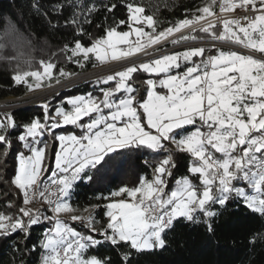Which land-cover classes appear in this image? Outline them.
<instances>
[{
	"label": "snow or ice",
	"instance_id": "6c2138e0",
	"mask_svg": "<svg viewBox=\"0 0 264 264\" xmlns=\"http://www.w3.org/2000/svg\"><path fill=\"white\" fill-rule=\"evenodd\" d=\"M70 6L73 12L66 24L76 26L77 35L82 36L80 16L87 13L83 23H91L90 16L98 9L94 4L82 6L79 0ZM33 7L39 12L38 4ZM125 7L127 20L107 28L105 36L95 39L90 46L80 39L74 40L73 47L66 44L62 51L71 53L69 61L78 57L73 62H86L94 56L100 64H105L126 59L215 16L216 7L220 13H233L237 9L254 13L243 17L245 23L239 18H225L219 33L212 31L216 25L211 21L200 28L213 39L242 46L249 54L219 51L200 63L192 58L204 56L202 47L164 55L108 75L102 83L115 81V87L101 89L102 97L68 99L66 103L70 108L58 107L55 116L48 114L47 104L43 105L44 122L32 120L23 126L24 131L18 136L31 153L19 154L17 174L12 181L23 194L24 207L19 208V216L0 214V236L4 237L17 231L27 235L42 219L54 222V227L41 241L44 250L41 264H112L110 257L101 258L90 252L104 244L123 249L121 264H134L135 257L166 249L167 237L178 223L200 226L214 239L219 218L233 207L239 210L243 205L264 217V0H208L197 9L199 16L179 20L160 32L156 31L158 21L146 14L144 6L129 2ZM106 8L112 12L116 4ZM63 9L64 5L58 4L52 11L60 14ZM47 23L56 27L51 20ZM125 24L129 31L117 30ZM145 26L152 31L146 32ZM132 35L135 41L130 40ZM120 45L128 47L122 49ZM21 58L27 70L18 67L12 77L17 85L23 84L28 91H34L41 88L45 80L60 82L53 73L54 63L41 60L39 68L32 70L33 58L24 51L11 57ZM181 59L192 66L186 67L182 74H172V69L180 68ZM138 71L164 77L144 81L147 94L143 100L137 99L134 95L137 90L129 83L133 73ZM71 75L63 69L59 71L60 77L70 78ZM30 77L33 82L29 81ZM157 87L165 91L158 92ZM121 92L125 95L116 98ZM85 118L88 120L81 123ZM49 120L55 122L49 125ZM64 125L78 127L81 134L55 137L60 142V150L55 153V169L44 183V174L49 171L45 167L47 144L44 147L33 145L41 143L38 138L45 131ZM15 127L11 115L5 114V118L0 119V146H4L5 156L11 147L8 130ZM165 141L175 152L190 157L189 175L175 179L171 189L168 179L177 164ZM128 149L167 155L152 167L151 179L142 176L137 186H123L110 194L112 198H123L104 206L105 227L96 228L97 221L87 208L84 209L89 213L87 216H71L73 221L81 222L102 239L81 234L60 220L61 214L76 211L69 203L76 182L91 180L88 174L91 169L102 165L111 154ZM144 163L149 164V161L145 159ZM37 196L42 197L41 202L49 206L53 216L28 207ZM258 240L264 241V233L254 234L249 242L255 244Z\"/></svg>",
	"mask_w": 264,
	"mask_h": 264
},
{
	"label": "trees",
	"instance_id": "16d2710c",
	"mask_svg": "<svg viewBox=\"0 0 264 264\" xmlns=\"http://www.w3.org/2000/svg\"><path fill=\"white\" fill-rule=\"evenodd\" d=\"M75 2L76 0H0V46H2L0 47V100L23 97L29 92L23 84L17 85L12 79L18 67L20 70H27L23 58L11 59L20 51H24L33 58L32 70L38 69L39 61L43 60L54 63L55 72L62 68L78 71V65L73 61L79 58L73 57L72 61H69L68 56L71 53L62 51L64 46L67 44L73 47L75 39H80L84 45L90 46L95 39L105 36L107 28L116 26L120 20H127L126 3L144 6L146 14L153 15L158 21L156 31L160 32L179 20L191 19L194 15H198L200 12L197 9L205 6L208 0H79L82 6L94 4L98 9L90 16L91 23H83V16L87 13L80 16L82 36L77 35L76 26L66 24L73 12L70 4ZM113 3L116 4V8L108 12L106 6ZM37 4L39 12L33 7ZM58 4L64 5L63 12L60 14L52 11ZM48 20H51L56 27H50ZM117 30L128 31L129 28L125 24ZM212 31L219 33L222 28L216 25ZM192 35L200 41L217 40L200 29ZM183 40L187 39H180V41ZM216 50L218 49H208L207 56H211ZM94 64L96 63L93 59L87 61V68L94 67ZM145 78L144 74L138 72L131 80L139 100L146 98ZM104 88L106 85L98 87L96 84L88 83L61 92L46 100L49 112L52 113L60 104L67 107L64 100L69 97L88 94L102 96L100 89ZM44 115V108L40 105L18 108L11 113L16 127L8 130L11 147L7 156L3 154L4 146H0V214L19 216V208L24 207L23 194L12 181L17 174L19 154L24 153L27 156L31 153L23 147L18 136L23 133V126L31 123L32 120L40 119L44 122ZM4 118L5 114L0 113V119ZM85 121L87 119L81 123ZM75 128L71 125L66 130H75ZM51 135L53 137L54 134ZM48 138L45 131L37 147L46 144L49 141ZM173 155L177 167L172 170L173 176L168 179L169 189L174 187L175 179L189 175L190 157L186 153L175 151ZM163 156L164 153L156 156L146 149H128L113 153L106 158V162L89 171L91 180L76 182L69 203L79 211L90 209L101 229L107 224L104 206L115 199L110 197V194L123 186L129 188L137 186L142 176L151 179L152 167ZM50 158H53L52 155ZM145 159L149 161V164L144 163ZM93 206L97 207L93 208ZM28 207L33 210L38 209L45 216H52L46 206L35 207L31 204ZM24 219L27 220V218ZM74 224L81 234L102 239L98 233L91 232L82 223ZM53 226L54 222L42 219L40 223L28 230L27 235L17 231L7 237L0 236V264H40L43 253L41 241L44 239L45 232ZM257 233H264V217L245 209L243 205L239 207V210L233 207L219 218L214 239L200 226L190 227L178 223L167 237L166 249L135 257L134 264H264V241L258 240L255 244L249 242ZM122 251L123 249L114 248L109 244L90 250L91 254L98 257H110L112 264H121Z\"/></svg>",
	"mask_w": 264,
	"mask_h": 264
},
{
	"label": "crops",
	"instance_id": "0c3cea01",
	"mask_svg": "<svg viewBox=\"0 0 264 264\" xmlns=\"http://www.w3.org/2000/svg\"><path fill=\"white\" fill-rule=\"evenodd\" d=\"M222 30H223V28H222ZM129 31V30H128ZM196 30H193V31H189V30H187V31H184V32H181V33H177V34H175L174 36H172L171 38H177V37H179L180 35H183V34H185V33H187V35H185V36H187V37H189L187 40H183L181 43H184V45L183 46H180L179 47V49H177V50H175V52H172V53H170V54H168V55H173V54H177V53H183V52H185V51H188V50H190V49H193V48H198V47H202V48H204L205 49V52H204V56L203 57H193L192 59H193V61L194 62H196V63H200L201 62V60H206L209 56H207V51H208V49L209 48H207L206 46H203V45H199V44H194V45H192V43H196V42H200V40H197V39H195V37H193V35H192V33L193 32H195ZM183 37H180V39H182ZM180 39L178 40V41H180ZM130 40L131 41H135L136 39H133V38H130ZM223 42H225V43H227V44H229V45H231V46H233L232 48H220V49H218V50H216V51H214L213 52V54L211 55V56H213V55H217L218 54V52L219 51H224V52H229V51H236V52H238V53H240V54H249V51L247 50V49H245V48H243L242 46H240V45H236V44H233V43H229V42H227V41H223ZM120 48L122 47L123 49L125 48H127L128 47V45H120L119 46ZM167 55V54H166ZM162 56H164V54L163 55H160V56H158V57H155V58H152V59H149L148 61H145V62H150V61H152V60H154V59H157V58H160V57H162ZM92 59H93V62L94 63H96V64H99L100 62H98V61H96L95 60V57L93 56L92 57ZM179 63H180V68L179 69H172L171 70V72H172V74H182L183 72H184V70L186 69V67H189V66H192V64L191 63H186L185 61H183V59H181L180 61H179ZM138 66V65H137ZM138 72H140V73H142V74H144L145 76H146V78L144 79V81H146L147 79H154V80H159V79H161V78H164L163 77V74H161V76L160 77H157V76H154V75H150V74H148V73H145V72H143V71H138ZM138 72H136V73H138ZM136 73H133V76H134V74H136ZM112 75V74H111ZM107 77V76H106ZM106 77H104V78H102V79H100V80H98V81H96V85L98 86V87H101L102 85H106V88H104V89H107V88H110V87H112V88H114L115 87V81H111V82H109L108 84H104V83H102V81L106 78ZM118 79V78H117ZM129 83L131 84V81H129ZM146 84V83H145ZM132 85V84H131ZM133 86V85H132ZM147 86V85H146ZM134 87V86H133ZM135 88V87H134ZM136 89V88H135ZM100 91H101V89H100ZM156 91H158V92H164L165 90H163V89H160L159 87H157V89H156ZM102 92V91H101ZM100 93H98V95H99ZM89 95H91V94H88V95H77V96H85V97H87V96H89ZM125 94L123 93V92H121V93H119V94H117V97L116 98H120V97H123ZM134 95H136L137 96V94H136V92L134 93ZM77 96H73V97H69V98H66L65 100H64V102H67V100L68 99H71V98H74V97H77ZM93 96V95H92ZM93 97H98V96H93ZM99 97H102V96H99ZM67 104V103H66ZM58 107H60V108H65L66 110L67 109H69L70 108V106L67 104V107L66 106H63V105H58L53 111H52V113L51 112H49V107H48V114L50 115V116H55V112H56V109L58 108ZM88 120V118H85V120ZM84 121V120H83ZM55 121H53V120H49L47 123L50 125L51 123H54ZM82 122V121H81ZM86 122V121H85ZM84 122V123H85ZM69 126H71V125H64V126H62V127H59V128H56V129H54V130H51L50 132L49 131H46V134L48 135V140L49 141H47L46 142V144H47V152H46V160H45V167H47L48 169H49V171L47 172V173H45L44 174V179H48L49 178V176H50V174H51V171L52 170H54L55 169V160H54V157H55V153L56 152H58L59 150H60V148H59V145H60V142L57 140V139H55V137H57V136H60V135H65V136H68V135H73V134H75V135H77V136H79L80 134H81V130L78 128V127H76L75 128V130L74 129H72V130H66L67 129V127H69ZM189 128L191 129V130H195L194 129V127L193 126H189ZM77 129V130H76ZM61 130V131H60ZM66 130V131H65ZM51 134H54L53 135V137H52V135ZM43 137H44V135L42 136V137H40V138H38V139H43ZM31 142V141H30ZM166 145H169L168 144V142H164ZM45 145V144H44ZM44 145L43 146H41V147H44ZM33 146H36L37 147V145H33ZM171 146V145H170ZM50 155H52V159L50 158ZM50 159H51V161H50ZM18 164H19V161H18ZM17 170H18V167H17ZM193 180L195 181V178H193ZM195 182H197L198 183V181H195ZM123 197H115V199L114 200H119V199H122ZM82 213H87V212H85V211H79V210H76L75 212H73V213H68V214H62V217H61V219H60V217H59V219L60 220H62V221H64L68 226H70V227H72V228H74L76 231H78V228L75 226V224L74 223H76V222H79V221H73L72 219H71V216L72 215H80V216H84V215H81ZM81 223V222H80ZM54 227V226H53ZM96 228L97 229H99L100 228V225L98 224V222L96 223ZM79 232V231H78ZM43 252H44V250H43ZM43 254V253H42ZM40 264H41V261H40Z\"/></svg>",
	"mask_w": 264,
	"mask_h": 264
},
{
	"label": "built area",
	"instance_id": "2783aa9c",
	"mask_svg": "<svg viewBox=\"0 0 264 264\" xmlns=\"http://www.w3.org/2000/svg\"><path fill=\"white\" fill-rule=\"evenodd\" d=\"M215 11H216V15L215 16L208 18V20L200 21V23L192 25L190 28H187V30H189V31L198 30V29L201 28V26H207L209 21H211L215 25H218L220 28H222L223 20L225 18H232V19L239 18L241 20V23H245V21L243 20V17H245V16L251 17V16L254 15V13H252L251 11L245 12V11H243L241 9H237L233 13H220L219 7H218L217 9H215ZM194 44L195 45L196 44H199V45L215 44L217 46V47H213V48H209V49H220L219 46H221L222 48H232L233 47V46H231L229 44L221 43V42H205V41L203 42V41H200V42L192 43V45H194ZM151 50L150 49H146L145 51L137 53L135 55H132V56L126 58V59L105 63V64L99 65V66H97L95 68L92 67V68H90L89 70H87V71H85L83 73L75 74V75H73V77H71L69 79H66L65 81L62 82V84H61L62 85V89L64 87H66V88H65V90H62L61 92L73 89L75 87H78V86H81V85H84V84L91 83L93 81H97V80H99L101 78H104V77H106L108 75L114 74L117 71H122V70L126 69L129 66L140 64V63H142L144 61H147L149 59H152L156 55H158V54H153L151 52ZM61 85H58L57 87H54V88H49L47 90H44V94L43 95H46V93L48 95H51V97H52V95L54 93H55L54 95H56L57 93H59ZM37 97H38V95L32 96L33 101L29 102V103H26L24 106H22L20 108L29 107V106H36V105L43 106L44 104L48 105V102L46 101V100H48V98L46 100H44L43 102L38 103ZM28 98H31V97H26V99H28ZM12 111L13 110H11L9 115H11ZM166 146L168 148L172 149V151L174 153L175 150H174V148H172V146H170V145H166ZM165 155H167V153H164V156ZM47 182H48V179H46L44 181V183H47ZM41 201H42V197L37 196L36 200L34 201L33 204L34 205L46 206L48 211L53 216V213L49 209V206L47 204H45V203H42ZM49 230H47L45 233H47ZM41 258H42V255H41Z\"/></svg>",
	"mask_w": 264,
	"mask_h": 264
},
{
	"label": "rangeland",
	"instance_id": "374dc122",
	"mask_svg": "<svg viewBox=\"0 0 264 264\" xmlns=\"http://www.w3.org/2000/svg\"><path fill=\"white\" fill-rule=\"evenodd\" d=\"M218 7H216L215 9H217ZM201 13H199L198 15H196V16H199ZM144 30L146 31V32H151L152 31V29H150V28H147L146 26L144 27ZM184 31H187V29H184V30H182L181 32H184ZM181 32H179V33H181ZM175 34H177V33H175ZM174 34V35H175ZM174 35H171V36H169L166 40H163L161 43H159V44H157V45H154V46H152V47H150V48H147V49H152L151 50V52L153 53V54H158V55H156L155 57H158V56H160V55H168V54H170V53H172V52H175V50H177V49H179V47L180 46H183L184 45V43H181L182 41H178L179 39H180V37H184L185 35H187V33H185V34H183V35H180L179 37H177V38H171L172 36H174ZM130 38H133V39H136V37H135V35H132ZM173 41H177L176 43H173ZM204 42V41H203ZM205 42H221V43H225V42H223V41H221V40H213V41H205ZM227 44V43H226ZM203 46H206L207 48H213V47H217L215 44H208V45H203ZM219 48H222L221 46H219ZM125 49V48H124ZM154 57V58H155ZM148 61V60H147ZM145 62V61H144ZM80 63H82L83 64V67H81L80 66ZM80 63H77V65H78V71H75V70H70V69H67V68H62L66 73H71L72 75H71V77H73V75H75V74H80V73H83V72H85V71H87V70H89V68H87V61L85 62V61H80ZM95 66L93 67V68H95V67H97V66H99V65H102V64H94ZM137 65H139V64H137ZM42 71V70H41ZM53 73H54V75H56L58 78H59V80H60V82L59 83H56V81L55 80H52V81H48V80H45L44 81V83H43V85H42V87L41 88H39V89H36V90H34V91H29L25 96H23V97H9V98H7V99H4V100H0V113H4V114H8L9 115V113L11 112V110H15V109H18V108H20V107H22V106H24L26 103H29V102H32L33 101V99H32V96H34V95H38V97H37V99H38V103H41V102H43L44 100H46L47 98L48 99H50L51 98V95H48L47 93H46V95H43L44 94V90H47V89H49V88H54V87H57L58 85H61L62 84V82L63 81H65L66 79H69V78H65V77H60L59 76V71L58 72H55L54 70H53ZM70 77V78H71ZM102 79V78H101ZM100 80V79H99ZM29 81L30 82H33L32 81V78L30 77L29 78ZM98 81V80H97ZM92 84H95L96 83V81H93V82H91ZM49 84L51 85V86H49ZM65 88L66 87H64L63 89H62V85H61V88H60V91H59V93H57L56 95H58V94H60V92L62 91V90H65ZM55 94V93H54ZM53 94V95H54ZM48 95V96H47ZM52 95V97H54ZM47 96V97H46ZM26 97H31V98H28V99H26ZM37 106V105H36ZM32 206H35V207H40V206H43V205H34V204H32ZM89 213L87 212V213H82L81 215H84V216H87ZM60 217V219H61V217H62V214L59 216Z\"/></svg>",
	"mask_w": 264,
	"mask_h": 264
}]
</instances>
